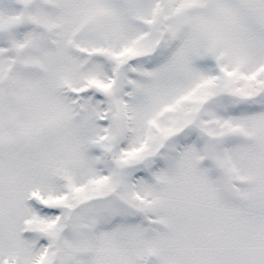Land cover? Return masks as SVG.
<instances>
[{"label":"snow or ice","instance_id":"snow-or-ice-1","mask_svg":"<svg viewBox=\"0 0 264 264\" xmlns=\"http://www.w3.org/2000/svg\"><path fill=\"white\" fill-rule=\"evenodd\" d=\"M0 264H264V0H0Z\"/></svg>","mask_w":264,"mask_h":264}]
</instances>
